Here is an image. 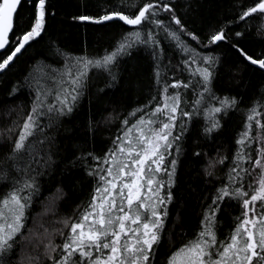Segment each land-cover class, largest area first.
<instances>
[{"label":"trees","instance_id":"1","mask_svg":"<svg viewBox=\"0 0 264 264\" xmlns=\"http://www.w3.org/2000/svg\"><path fill=\"white\" fill-rule=\"evenodd\" d=\"M43 1L0 52L28 37L0 73V264H218L249 219L264 264V0ZM139 126L133 202L73 249Z\"/></svg>","mask_w":264,"mask_h":264},{"label":"rangeland","instance_id":"2","mask_svg":"<svg viewBox=\"0 0 264 264\" xmlns=\"http://www.w3.org/2000/svg\"><path fill=\"white\" fill-rule=\"evenodd\" d=\"M145 130L144 126H139L129 134V142L119 154V158L116 162L117 166L113 167L112 173L109 174L111 176L101 191L102 201L93 208L92 212L84 219V221H82V223L72 228L71 235L74 238L72 243H74L73 247H75L73 249L78 247L76 244L79 240L83 239V237H96L101 232L102 226L110 220V214H115V208H119L118 211H122L123 209L126 211L128 204L133 202L131 199L134 198L133 192L137 187L136 184L146 175L145 171L148 168L146 165L143 171H139V167L141 166L142 168V165H144L143 159H139L135 155L134 157L132 156L135 152L133 148L134 146L137 148L140 145ZM144 144L146 146L148 143H142L139 149L142 148ZM21 213L20 202L15 201L12 203L10 206L11 220H9L7 224L4 222L3 226L1 225V242H5L7 238L14 235V232L20 225L18 221ZM118 217H120L121 222L119 228H121L123 218L119 215L116 216V218ZM255 222V219H249V224L251 225H244L249 242L244 244L242 237H234L232 242L227 245V248L222 251L218 264H247L249 262L258 247V239H256L255 235H252L249 232L256 226ZM262 238H264V235L261 239ZM194 251H196V249L192 252L194 253ZM190 257L191 253L183 252L182 255H177L173 258L172 264H192Z\"/></svg>","mask_w":264,"mask_h":264},{"label":"water","instance_id":"3","mask_svg":"<svg viewBox=\"0 0 264 264\" xmlns=\"http://www.w3.org/2000/svg\"><path fill=\"white\" fill-rule=\"evenodd\" d=\"M0 6V52L3 51L8 43L9 35L13 28V21L14 17L16 15L18 7L21 5L22 0H2ZM44 5V1L41 0L40 7H39V15L38 20L44 18V14L42 12V6ZM264 8V1L260 3L259 6L256 7V9L260 10ZM224 37H222V33L217 34L215 38V42L218 43L219 41L223 40ZM23 46L19 47V50H17L4 65L0 67V72L4 70L5 67L10 64L16 55L19 54L20 50ZM245 58L248 59V61L251 64H255L257 66H262V62H257L253 58H248V56L245 55Z\"/></svg>","mask_w":264,"mask_h":264},{"label":"bare ground","instance_id":"4","mask_svg":"<svg viewBox=\"0 0 264 264\" xmlns=\"http://www.w3.org/2000/svg\"><path fill=\"white\" fill-rule=\"evenodd\" d=\"M1 2H2V1H1ZM40 3H41V2H40ZM0 6H1V5H0ZM39 7H40V6H39ZM40 20H41V19H40ZM13 26H14V25H13ZM12 29H13V28H12ZM11 32H12V31H11ZM9 39H10V36H9ZM27 40H28V37H25L24 39H22V41H21L20 44H19V47L23 46V47H22V49H23V48H24V44H25V42H26ZM8 42H9V40H8ZM7 45H8V43H7ZM19 47H18V48H17V49L11 54V55L8 56V59H9V58H10V57H11V56H12L17 50H19ZM6 48H7V46H6ZM6 48H5V49H6ZM5 49H4V50H5ZM22 49L20 50V52L22 51ZM20 52H19V53H20ZM18 55H19V54H18ZM16 56H17V55H16ZM16 56H15V58H16ZM15 58H14V59H15ZM8 59H7L4 63H6V62L8 61ZM14 59H13V61H14ZM13 61H12V62H13ZM12 62H11V63H12ZM4 63H3L2 65H4ZM2 65H0V67H1ZM8 65H9V64H8ZM7 67H8V66H7ZM5 68H6V67H5ZM5 68H4V70H5ZM4 70H3V71H4ZM3 71H2V72H3ZM2 72H0V73H2ZM19 224H20V223H19ZM19 228H20V225L18 226V228L16 229V231H18ZM16 231L14 232V235H15ZM14 235H12V236H14ZM79 241H80V240H79ZM79 241H78V242H79ZM69 246H71V244H69ZM69 246H68V247H69Z\"/></svg>","mask_w":264,"mask_h":264}]
</instances>
